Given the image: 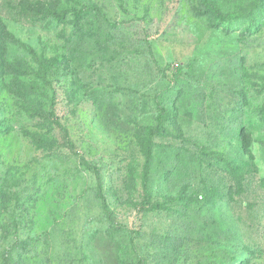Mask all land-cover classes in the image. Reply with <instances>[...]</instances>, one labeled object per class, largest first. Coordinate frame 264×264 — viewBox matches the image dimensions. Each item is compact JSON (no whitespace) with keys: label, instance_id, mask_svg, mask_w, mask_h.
I'll list each match as a JSON object with an SVG mask.
<instances>
[{"label":"rangeland","instance_id":"rangeland-1","mask_svg":"<svg viewBox=\"0 0 264 264\" xmlns=\"http://www.w3.org/2000/svg\"><path fill=\"white\" fill-rule=\"evenodd\" d=\"M198 2L0 0V264H264V17L216 26ZM161 107L166 209L140 214L139 127Z\"/></svg>","mask_w":264,"mask_h":264},{"label":"trees","instance_id":"trees-1","mask_svg":"<svg viewBox=\"0 0 264 264\" xmlns=\"http://www.w3.org/2000/svg\"><path fill=\"white\" fill-rule=\"evenodd\" d=\"M50 11H48L49 13ZM84 12V9L81 8L80 10H77V16L82 15ZM197 12L200 15H206L210 17V19L216 24V26H219L224 23H230V24H242V23H249L250 26H252L254 23L259 21L264 17V0H255L251 4L245 6L241 5H232V7H227L224 3H222L220 0H199L198 6H197ZM253 27V26H252ZM7 27L2 20L0 16V49H3L5 47V43L7 42L5 38L6 36L10 35L11 33L6 30ZM22 45L26 46L25 43H21ZM29 51L32 53L33 59L36 62V70L39 68L40 70H43L42 72H46L48 70L47 65V58L45 57V54H42L38 52L35 48H30ZM43 56V57H42ZM8 59L6 57L0 58V68L4 70ZM25 64L23 69H18L17 74L21 73V75L25 76L27 74H30L35 71L31 69V67L28 65V63L24 62ZM181 73V70L175 71V75L179 76ZM168 109L165 107L160 108V112L158 113V124L156 126L151 125H142L139 127V134L141 139L145 141L146 145V153H145V163L143 167V172L141 175V185H142V194L139 198V200L136 201L135 207L137 210V213H148V212H154L159 210H165L166 204L165 202L161 200H155L153 197L152 190L150 188V171H151V161H152V149H153V142L156 136H158L162 130H164L167 126L168 120ZM237 134H239V137L241 138V144L244 148V152L248 153L251 149V143H252V134L248 130V126H244V129H240ZM36 141L40 143V145H45L46 143V137L43 135H37L35 136ZM252 159H254L253 156H251ZM81 163L85 165L86 168L93 170L96 173L97 181H98V187L101 199L104 203V207L106 211H108V205H107V198L103 192L102 184H101V175L99 169L90 164L84 157H81ZM227 167L229 172L233 176L238 175V171L240 168L235 166L233 162H227ZM264 183V182H263ZM264 189V184H263ZM3 193V190H2Z\"/></svg>","mask_w":264,"mask_h":264}]
</instances>
